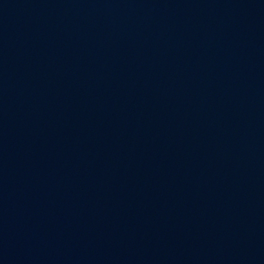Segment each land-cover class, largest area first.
Instances as JSON below:
<instances>
[{
	"label": "water",
	"instance_id": "obj_1",
	"mask_svg": "<svg viewBox=\"0 0 264 264\" xmlns=\"http://www.w3.org/2000/svg\"><path fill=\"white\" fill-rule=\"evenodd\" d=\"M0 264H264V0H0Z\"/></svg>",
	"mask_w": 264,
	"mask_h": 264
}]
</instances>
